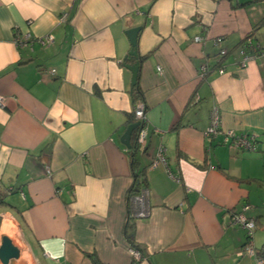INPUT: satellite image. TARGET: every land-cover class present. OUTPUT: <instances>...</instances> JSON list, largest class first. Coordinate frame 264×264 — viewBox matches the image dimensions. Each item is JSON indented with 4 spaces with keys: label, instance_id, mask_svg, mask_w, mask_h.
I'll list each match as a JSON object with an SVG mask.
<instances>
[{
    "label": "crops",
    "instance_id": "obj_1",
    "mask_svg": "<svg viewBox=\"0 0 264 264\" xmlns=\"http://www.w3.org/2000/svg\"><path fill=\"white\" fill-rule=\"evenodd\" d=\"M246 39L264 50V0H0V239L19 250L12 264H131L127 233L144 256L134 264H257L230 223L248 204L264 246V54L242 64ZM140 100L146 186L128 198L120 139ZM214 107L221 131L207 135ZM227 130L254 133L255 149L225 142ZM159 145L174 179L151 166Z\"/></svg>",
    "mask_w": 264,
    "mask_h": 264
},
{
    "label": "built area",
    "instance_id": "obj_2",
    "mask_svg": "<svg viewBox=\"0 0 264 264\" xmlns=\"http://www.w3.org/2000/svg\"><path fill=\"white\" fill-rule=\"evenodd\" d=\"M66 21V13H62L59 15V22ZM194 40L197 42H200L202 40L201 36H195ZM14 41L17 46H23L27 45L30 41H32V38L29 34H25L23 36L15 35ZM37 42H39L41 45H49L53 42L52 35H46L44 37H38L36 39ZM221 37L216 39V42H220ZM246 44H243L241 47H239L238 55L240 57V62L242 64H245L249 62L250 60H253L257 53L264 54V50L261 51L257 45L251 44L249 39L245 40ZM219 54L224 55L226 54V51L224 49L219 50ZM206 70L205 66L201 67V72L203 73ZM218 71L222 73L224 70L223 68H219ZM48 72L53 73L54 69H50ZM0 105H4V97L0 95ZM132 113L134 116L135 121L139 122V126L136 129V145L137 149L142 152L146 146V139H147V119L145 116V105L140 100L138 101L132 109ZM220 127H219V113L216 107H214L211 111L210 115V124L209 127L206 130L207 135H216L219 133ZM225 138L224 141H228L229 144L243 148L248 150H254L255 149V142H256V135L254 133L246 134V133H237L232 130L225 131ZM158 164H162L166 169L167 173L171 178H175V175L168 169L167 166V160L165 155V147L163 145H159L156 149V152L153 156L151 166H157ZM47 174L50 173L49 169H46ZM249 208L248 204L242 205L241 210L237 212H232L230 216V223L237 224L241 226L246 231V242L245 250L251 254H254V245L252 242V237L254 230L256 228L255 221L253 218L248 217L245 214V211ZM129 253L132 257L131 264H134L136 261H139L140 259L144 258L143 254L140 252V250L129 246ZM257 264H264V261L262 259L257 258Z\"/></svg>",
    "mask_w": 264,
    "mask_h": 264
},
{
    "label": "water",
    "instance_id": "obj_3",
    "mask_svg": "<svg viewBox=\"0 0 264 264\" xmlns=\"http://www.w3.org/2000/svg\"><path fill=\"white\" fill-rule=\"evenodd\" d=\"M140 30V26H135L132 28H129L125 31L129 42L131 49L128 52V55H132L135 58L137 57V49H136V42H137V34ZM126 67L131 71L132 77H131V85L134 86L137 79V71L139 68V62L135 60L133 64H126ZM139 126L138 121H134L133 123H130L127 125L126 129L121 135V142L127 146V148H131L130 138L134 130ZM140 152L139 150H137ZM19 255L18 248L12 243L10 238L3 235L0 239V261L2 264H12V261L15 260Z\"/></svg>",
    "mask_w": 264,
    "mask_h": 264
},
{
    "label": "trees",
    "instance_id": "obj_4",
    "mask_svg": "<svg viewBox=\"0 0 264 264\" xmlns=\"http://www.w3.org/2000/svg\"><path fill=\"white\" fill-rule=\"evenodd\" d=\"M132 97H133V101L137 97H141V93H140V90L138 88L137 79H136L135 85L132 88ZM128 119H129L128 120L129 124L133 123V120H135L134 116H133V113H131V115L129 116ZM134 137H135L134 138V142L132 143V146H131V158H130L131 159V171H132V183H131L129 189L127 190V197L128 198L131 197V196L139 195L141 193V191L146 186V177H145L144 171H143V169H141L139 167L138 160H137V158L135 156L138 149H137L136 140H135L136 136H134ZM3 203H5L4 196L0 192V205H2ZM126 238H127V241L129 243V245L131 247L136 248V245L133 242L132 234H128L127 233V237ZM254 253L258 256V258H260V259H262V261H264V246H262V248L259 249L258 251H255V248H254Z\"/></svg>",
    "mask_w": 264,
    "mask_h": 264
},
{
    "label": "rangeland",
    "instance_id": "obj_5",
    "mask_svg": "<svg viewBox=\"0 0 264 264\" xmlns=\"http://www.w3.org/2000/svg\"><path fill=\"white\" fill-rule=\"evenodd\" d=\"M259 240H261V237L259 238ZM261 246H262V245H259V246L256 245L255 248L259 250V249L261 248Z\"/></svg>",
    "mask_w": 264,
    "mask_h": 264
}]
</instances>
